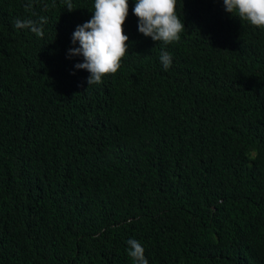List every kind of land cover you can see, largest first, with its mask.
Returning a JSON list of instances; mask_svg holds the SVG:
<instances>
[{
	"label": "trees",
	"instance_id": "trees-1",
	"mask_svg": "<svg viewBox=\"0 0 264 264\" xmlns=\"http://www.w3.org/2000/svg\"><path fill=\"white\" fill-rule=\"evenodd\" d=\"M72 4L0 0V264H133V238L149 264H264V29L177 0L165 45L129 0L121 68L89 86L69 49L94 0Z\"/></svg>",
	"mask_w": 264,
	"mask_h": 264
},
{
	"label": "clouds",
	"instance_id": "clouds-1",
	"mask_svg": "<svg viewBox=\"0 0 264 264\" xmlns=\"http://www.w3.org/2000/svg\"><path fill=\"white\" fill-rule=\"evenodd\" d=\"M69 12L75 11L72 0H63ZM225 11L248 21L253 26L264 29V0H223ZM177 0H136L134 14L139 19L138 30L153 41L163 44L178 43L185 24L177 15ZM30 9V4L26 5ZM92 18L78 25L73 33L72 43L79 47L69 49V57L82 56L83 62L75 65L77 69L87 70L90 75L87 83L100 84L110 74H116L121 61L129 50L130 37L125 34V22L129 15V0H94ZM18 29H30L39 37L44 35L45 17L35 20H17ZM160 62L165 70L172 66L171 55L164 51ZM128 256L133 264H149L145 248L136 239H129Z\"/></svg>",
	"mask_w": 264,
	"mask_h": 264
}]
</instances>
